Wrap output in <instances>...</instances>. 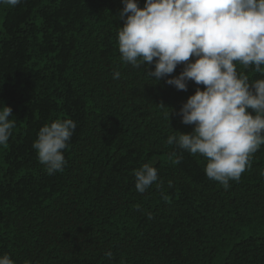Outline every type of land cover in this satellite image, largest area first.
<instances>
[{"label": "trees", "instance_id": "16d2710c", "mask_svg": "<svg viewBox=\"0 0 264 264\" xmlns=\"http://www.w3.org/2000/svg\"><path fill=\"white\" fill-rule=\"evenodd\" d=\"M122 7L0 5V108L15 120L0 146V255L15 264H264V145L227 190L206 176L205 157L168 145L192 131L179 112L198 86L178 90L146 64L122 61ZM236 63L250 82L264 79ZM58 118L76 129L64 170L48 174L32 145ZM144 163L160 183L139 193L134 173Z\"/></svg>", "mask_w": 264, "mask_h": 264}, {"label": "clouds", "instance_id": "9594fccd", "mask_svg": "<svg viewBox=\"0 0 264 264\" xmlns=\"http://www.w3.org/2000/svg\"><path fill=\"white\" fill-rule=\"evenodd\" d=\"M20 3L0 0V5ZM122 3L118 16L124 22L117 34L122 61L134 68L146 64L150 77L157 82L167 78L165 82L178 90L186 91L190 81L198 86L179 112L183 124L193 125L192 131L169 135L166 143L205 157L206 176L227 190L229 181L240 180L252 154L264 145V79L250 82L237 72L236 63L254 65L264 75V0H145L143 7L138 0ZM181 64L182 71L172 75ZM113 78L119 79L120 72ZM11 117L12 108L4 104L0 146L12 135ZM75 129L74 120L59 118L39 129L32 147L48 174L64 170V150ZM173 162L179 163V157ZM134 175L139 193L159 186L158 170L150 163ZM0 264L15 261L5 253Z\"/></svg>", "mask_w": 264, "mask_h": 264}]
</instances>
